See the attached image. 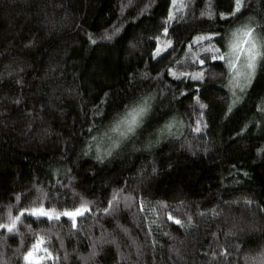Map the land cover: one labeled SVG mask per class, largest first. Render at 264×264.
Instances as JSON below:
<instances>
[{"label": "trees", "instance_id": "1", "mask_svg": "<svg viewBox=\"0 0 264 264\" xmlns=\"http://www.w3.org/2000/svg\"><path fill=\"white\" fill-rule=\"evenodd\" d=\"M184 3L0 0V223L40 203L90 209L75 227L25 213L0 230V264H26L41 239L45 264H259L246 257L264 252V61L234 96L203 49L227 52L249 17L264 25V0L227 19L234 0ZM146 97L137 131L103 146Z\"/></svg>", "mask_w": 264, "mask_h": 264}, {"label": "snow or ice", "instance_id": "2", "mask_svg": "<svg viewBox=\"0 0 264 264\" xmlns=\"http://www.w3.org/2000/svg\"><path fill=\"white\" fill-rule=\"evenodd\" d=\"M173 7L176 8L177 5H179L178 8H176L177 11H180L187 7V5L184 3V0H172ZM245 6V0H234V9H232L229 13L225 14L221 12L220 18L221 19H227L228 16H235L236 13L240 12L241 9ZM209 7L211 5L209 4ZM201 15H208L211 17L212 13L209 11L207 13H201ZM174 17L172 14H169V19H173ZM249 23L242 25L240 28L236 29L231 34V39L227 43V52H222L220 48L215 47V45L209 44V46L205 49H203L205 52L211 53V59L213 61L220 60L224 61L229 68L230 71V85L233 87H240V90L243 91V87L240 86L238 81L242 78L245 82L250 83L252 78L255 75L256 68L258 66V63L261 61H264V25H262L259 22H254V18L249 17ZM260 29L258 32L257 29ZM168 29H164L165 35H167ZM218 33H213L210 35H201L197 36L195 38V42L199 43L201 41H211ZM105 39H111V36H105ZM89 39L92 43H96L94 39H92L91 36H89ZM159 39V37H157ZM172 44V41L166 40L165 41V50L167 47H170ZM189 48L191 49V45H189ZM161 51L160 47H157L155 55H158ZM195 60L199 62V64H204V59H201L199 56L195 57ZM169 74L173 75L175 78L179 79L181 76L188 77L193 80H202L203 79V72H197V73H180L177 75L175 72H173L171 69L169 70ZM233 95L235 96V92H233ZM151 97L144 98L141 102H139L137 105L132 107L125 115V118L121 121L117 122V124L112 128V131L119 133L121 136H125L128 133H131L134 131L135 127L139 124V118L147 111L149 106V100ZM17 103L19 101H16ZM196 102L199 105L201 109L207 108L206 104H203L200 102L199 97H196ZM236 101L234 100L233 103ZM228 111H231V106L229 107ZM260 111L264 112V108H261ZM203 115V112H201V116ZM202 123L201 120L197 121V127L194 129L195 131L199 132L201 131V128L199 125ZM206 126V125H205ZM166 127L169 128V130L174 127V125H167ZM99 151V149H98ZM110 154V153H109ZM97 159L102 160L103 157L98 155ZM114 199H116V196L114 194ZM17 200H19V197H17ZM111 207V202H109V208ZM90 211L88 204L86 202H83L80 204L78 208L73 209L72 211L68 210H60L58 211L55 207H48L45 208L43 203H40L38 206L30 207V208H22L18 215L12 216L11 212H9V218L7 223H0V229H5L9 233L16 230L17 223L20 222L21 216H23L25 213H27L30 216L39 218H46L47 220H56L59 221V219L64 216L68 217L72 220V226L75 227V218L76 216L84 215L85 212ZM105 212H108L109 209L106 208L104 210ZM169 219H173V217L169 216ZM191 219V218H189ZM175 223L180 224L182 227L184 226L181 224L180 220H175ZM43 242L42 239L40 241ZM37 245H33V249H35ZM43 251L50 256L51 253L48 252L47 248H44ZM32 251H29L25 254L24 259L29 260L32 257ZM94 255V254H93ZM259 260V264H264V252H261L259 257H246V260Z\"/></svg>", "mask_w": 264, "mask_h": 264}, {"label": "rangeland", "instance_id": "3", "mask_svg": "<svg viewBox=\"0 0 264 264\" xmlns=\"http://www.w3.org/2000/svg\"><path fill=\"white\" fill-rule=\"evenodd\" d=\"M238 83L240 84L241 87H244L246 84H248L247 82H245L242 78L240 79V81H238ZM233 92H235V90L237 91H241L240 87H233ZM145 117V113L139 118V124L137 127H135L134 131L131 133H128L125 136H121L119 133L112 131V127L110 129V131L108 133H106V135L104 136V141L103 142V146L107 147L109 146V148H112V150H116L120 145L123 144V142H125L126 140L129 139L130 136H132L137 129L139 128L140 124L142 123L143 118ZM86 214V212L84 213V215ZM82 215V216H84ZM80 215L76 216L75 220H77L78 218L82 217ZM64 217V216H62ZM43 218V217H42ZM68 218V217H65ZM69 219V218H68ZM1 230V229H0ZM37 247L35 249H32V257L29 260H25L26 264H45L48 261L51 260V256H48L44 251H43V242L41 243L39 241V243L36 244Z\"/></svg>", "mask_w": 264, "mask_h": 264}]
</instances>
